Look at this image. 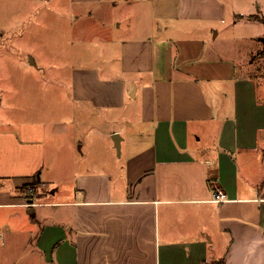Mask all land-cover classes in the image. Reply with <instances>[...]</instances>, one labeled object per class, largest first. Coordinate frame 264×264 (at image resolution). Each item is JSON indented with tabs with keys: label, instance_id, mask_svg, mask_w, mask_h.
Here are the masks:
<instances>
[{
	"label": "crops",
	"instance_id": "crops-1",
	"mask_svg": "<svg viewBox=\"0 0 264 264\" xmlns=\"http://www.w3.org/2000/svg\"><path fill=\"white\" fill-rule=\"evenodd\" d=\"M24 3L0 0L14 20ZM53 3L51 59L67 43L82 67L51 70L65 103L51 88L0 118V264H264V0ZM21 23L0 52L42 35Z\"/></svg>",
	"mask_w": 264,
	"mask_h": 264
},
{
	"label": "rangeland",
	"instance_id": "rangeland-1",
	"mask_svg": "<svg viewBox=\"0 0 264 264\" xmlns=\"http://www.w3.org/2000/svg\"><path fill=\"white\" fill-rule=\"evenodd\" d=\"M24 5L25 7H22L23 10L20 13H17L19 14L18 19L14 20L9 16L6 18L7 13L3 11L4 9L2 7V4H0V27H2L3 24L4 26H8L11 24V27H15V25H18V22L21 20L22 23H25L24 27H22V30L31 32L32 24L34 23V21H36L39 25L38 30L41 28L42 35L39 33L38 35H36V37H27L28 39L26 40L29 41L24 45L8 46L4 51L5 53L0 52V96L5 100L4 106H0V118L7 115L19 116L14 112L13 109H10V107H18L21 101L23 108H32L30 104L34 100H28L27 97L31 93H34L36 97H40V92H44L43 95L50 97L51 88H53L55 94L61 95L62 101L65 103L67 95L66 88L63 87L60 90L58 88V90L55 91V87L57 85L64 84H59L56 78L53 77V84L50 85L51 70L52 68L53 70H56L59 67L61 69L60 79L66 82L67 77H70L69 71H71L73 68L82 67L80 64L81 59L77 60L75 58V56H77V54L79 53V50L75 47L74 51H68L67 43H60L58 51L59 55L57 57V60L51 59V56H53V47L56 49L57 46H53L51 44L53 38L50 37L49 34L50 32H55V38H59V41H61L62 37L61 34L60 37L57 35L58 32L62 33V35L67 38L66 30L63 28L65 23H67L65 22L66 17H64L65 15H67V13L61 12V7L55 5L53 3V0H27V6L26 3H24ZM88 8H90V6H85V13ZM94 8L92 7L90 9ZM75 12L77 16L82 13L78 12L77 10ZM96 15L97 14H95L94 12H91L90 17L88 18L85 14L86 29L84 30V33L81 32L83 30L77 29V34L75 35L77 39H81V42H86L89 44L93 39H98V37L100 36L98 34L99 30L97 28L100 24H92V22L90 21L91 19H93L92 21H97L98 19L99 21H101V19L99 17H96ZM105 17L107 18H103L104 21L106 19L110 21L113 20L114 14H109ZM57 27L60 28L57 29ZM72 35L73 30H70L69 37H71ZM8 49H10V51ZM31 54L36 58V65L33 66L29 62L28 57ZM2 87L4 90H6L3 93L1 91L3 90ZM15 101L17 102V106H15ZM44 103H46L45 100ZM45 111L49 112V109H44V112ZM26 115H28V113ZM23 116L24 115H22V117ZM67 147L61 151H58L60 157L62 155H65ZM51 148H54V141L49 136L48 149ZM77 156L80 157L79 155ZM54 157V152L50 151L48 155V162L52 161ZM29 186L35 187L34 194L35 196H38L36 185ZM29 186H27L26 190L27 195L29 194Z\"/></svg>",
	"mask_w": 264,
	"mask_h": 264
},
{
	"label": "built area",
	"instance_id": "built-area-1",
	"mask_svg": "<svg viewBox=\"0 0 264 264\" xmlns=\"http://www.w3.org/2000/svg\"><path fill=\"white\" fill-rule=\"evenodd\" d=\"M30 188H29V191H28V198H29V200H28V202H27V206L28 207H34V206H36L37 204L35 203V202H33V198H34V196H35V187H31V186H29ZM225 199V196H224V194L223 193H219V195L218 196H216V198H215V200L216 201H218V202H220V201H223Z\"/></svg>",
	"mask_w": 264,
	"mask_h": 264
},
{
	"label": "trees",
	"instance_id": "trees-1",
	"mask_svg": "<svg viewBox=\"0 0 264 264\" xmlns=\"http://www.w3.org/2000/svg\"><path fill=\"white\" fill-rule=\"evenodd\" d=\"M262 22L264 23V18H262ZM263 45H264V38L261 40ZM262 55H264V50L261 53ZM212 264H225L223 261H219V262H214Z\"/></svg>",
	"mask_w": 264,
	"mask_h": 264
}]
</instances>
